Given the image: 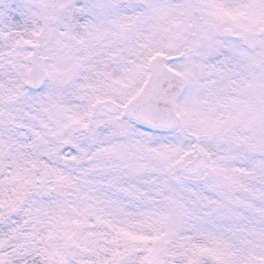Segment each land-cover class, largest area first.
Wrapping results in <instances>:
<instances>
[{
	"label": "snow or ice",
	"instance_id": "1",
	"mask_svg": "<svg viewBox=\"0 0 264 264\" xmlns=\"http://www.w3.org/2000/svg\"><path fill=\"white\" fill-rule=\"evenodd\" d=\"M0 264H264V0H0Z\"/></svg>",
	"mask_w": 264,
	"mask_h": 264
}]
</instances>
